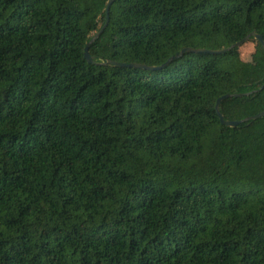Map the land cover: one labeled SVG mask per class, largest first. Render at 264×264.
Instances as JSON below:
<instances>
[{
  "label": "trees",
  "instance_id": "1",
  "mask_svg": "<svg viewBox=\"0 0 264 264\" xmlns=\"http://www.w3.org/2000/svg\"><path fill=\"white\" fill-rule=\"evenodd\" d=\"M0 0V264H264V0Z\"/></svg>",
  "mask_w": 264,
  "mask_h": 264
},
{
  "label": "water",
  "instance_id": "2",
  "mask_svg": "<svg viewBox=\"0 0 264 264\" xmlns=\"http://www.w3.org/2000/svg\"><path fill=\"white\" fill-rule=\"evenodd\" d=\"M114 2H115V0H109V2L107 4V8H106L107 19H106V23H105L104 27L100 30V32L96 35V37H94V39L90 42V44H88L87 47L85 48V60L89 64H93L94 63V58L91 57V55L89 53V48H90L91 44H93L101 36V34L104 32V30L107 28V26L109 24V21H110L111 7L114 4ZM251 38H254L255 40H257L262 45V47L264 49V38L260 34H257L256 32H253L249 36H247L244 40L232 45L229 48L222 49V50L207 51V50L191 49V48L184 49L183 51H181V53L177 54L176 56H174L170 60H168L167 63L164 64L160 68H158V67H148V66H144V65H140V64H134V63L133 64L118 63V62H114V61H109L107 63H102V64H98V65L109 64V65H113V66L120 67V68H136V69H144V70L147 69V70L155 71V70H158V69H161V68L167 66L172 61L179 59L180 57H182L184 54H187V53H208V54H212V55H223V54H226L229 51L241 48ZM263 89H264V85L261 87L260 90H263ZM239 97H242V95H240V94L224 95L220 99H218V101H217L216 110H217V113L219 115L221 124L224 125L225 127L236 128L242 123H246V122H250V121H256V120L264 117V112H263V113H260L258 115L249 117V118H247V119H245L243 121H227V120H225L224 116L222 115V113L220 111L221 103L224 100H226V99L239 98Z\"/></svg>",
  "mask_w": 264,
  "mask_h": 264
},
{
  "label": "rangeland",
  "instance_id": "3",
  "mask_svg": "<svg viewBox=\"0 0 264 264\" xmlns=\"http://www.w3.org/2000/svg\"><path fill=\"white\" fill-rule=\"evenodd\" d=\"M243 48V47H242ZM241 48V49H242ZM256 52V45L252 44L250 45V47H246L242 49V57L247 60V61H251L254 59L255 57V53Z\"/></svg>",
  "mask_w": 264,
  "mask_h": 264
}]
</instances>
